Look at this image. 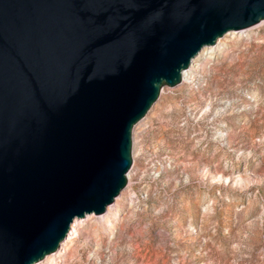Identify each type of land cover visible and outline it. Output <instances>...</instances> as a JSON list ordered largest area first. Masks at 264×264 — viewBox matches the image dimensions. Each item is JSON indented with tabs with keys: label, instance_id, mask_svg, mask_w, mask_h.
Instances as JSON below:
<instances>
[{
	"label": "water",
	"instance_id": "water-1",
	"mask_svg": "<svg viewBox=\"0 0 264 264\" xmlns=\"http://www.w3.org/2000/svg\"><path fill=\"white\" fill-rule=\"evenodd\" d=\"M264 0H0V264H40L127 187L132 132Z\"/></svg>",
	"mask_w": 264,
	"mask_h": 264
},
{
	"label": "rangeland",
	"instance_id": "rangeland-1",
	"mask_svg": "<svg viewBox=\"0 0 264 264\" xmlns=\"http://www.w3.org/2000/svg\"><path fill=\"white\" fill-rule=\"evenodd\" d=\"M209 53L134 128L114 207L40 264H264V22Z\"/></svg>",
	"mask_w": 264,
	"mask_h": 264
},
{
	"label": "bare ground",
	"instance_id": "bare-ground-1",
	"mask_svg": "<svg viewBox=\"0 0 264 264\" xmlns=\"http://www.w3.org/2000/svg\"><path fill=\"white\" fill-rule=\"evenodd\" d=\"M263 22H264V21H263ZM263 22H261V23H263ZM261 23H260V24H261ZM241 33H243V32H241ZM231 35H234V33L227 34V35L224 36V38H228V37H230ZM222 39H223V38H222ZM222 39L218 40V41L216 42L215 47H214L213 49L210 48V49H209V52H210V51H214L215 48H217L218 43H220V42L222 41ZM209 52H208V48L202 50V51L198 54V56L196 57V59H197L198 57L202 56L203 54H208V55H210L211 53H209ZM196 59L192 61L191 65L189 66L190 68L193 67V65H194V63H195V61H196ZM188 71H189V70L185 71V72L182 74V76H181V83H180V84H185V80H186V77H187V75H188ZM113 205H114V204H113ZM113 205L107 209V213H109V211L114 207ZM79 221H80V220H79ZM79 221H74L75 224L73 225V228L75 227L76 223H78ZM71 235H72V233L70 234V236H71ZM69 240H70V239H69ZM69 240H68V242H69ZM66 247H67V246H66ZM49 257H50V256H48L47 258H49ZM50 258H51V257H50ZM50 258H49V259H50ZM45 259H46V258H45Z\"/></svg>",
	"mask_w": 264,
	"mask_h": 264
}]
</instances>
